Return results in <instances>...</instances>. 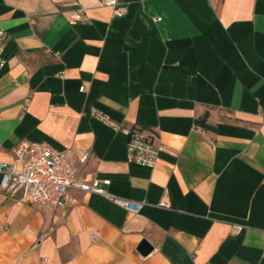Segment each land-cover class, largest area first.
<instances>
[{"label": "crops", "instance_id": "crops-1", "mask_svg": "<svg viewBox=\"0 0 264 264\" xmlns=\"http://www.w3.org/2000/svg\"><path fill=\"white\" fill-rule=\"evenodd\" d=\"M118 1L119 18L100 0H0V163L46 143L76 181L141 204L0 193V264H264V0ZM90 108L153 136L154 164L126 163L127 137Z\"/></svg>", "mask_w": 264, "mask_h": 264}, {"label": "built area", "instance_id": "built-area-1", "mask_svg": "<svg viewBox=\"0 0 264 264\" xmlns=\"http://www.w3.org/2000/svg\"><path fill=\"white\" fill-rule=\"evenodd\" d=\"M100 5L110 8L113 17L119 18L125 13L123 5L118 0H100ZM81 19L82 11L78 10L70 23ZM5 39V32L0 27V68L4 64L1 54ZM82 88L80 86L78 92H81ZM89 114L113 132H121L127 137L126 163L146 167L154 164L159 149L153 143V136L144 135L136 129L122 130L108 116L94 108H90ZM12 154L10 163H0V193L15 197L17 203L27 201L34 204L37 209L57 210L68 200L65 192L74 189L81 193L102 196L129 214H136L141 207V204L108 194L103 188L108 185L107 180L93 179L89 183L76 181L74 178L76 169L66 159L65 152L54 150L46 143L21 141L15 145ZM87 157L88 152H82L80 163H84ZM156 207L171 209L170 204L162 201L158 202ZM231 229L233 233H238L243 227L236 225Z\"/></svg>", "mask_w": 264, "mask_h": 264}, {"label": "water", "instance_id": "water-1", "mask_svg": "<svg viewBox=\"0 0 264 264\" xmlns=\"http://www.w3.org/2000/svg\"><path fill=\"white\" fill-rule=\"evenodd\" d=\"M151 249L152 246L145 239H141L136 246V251L142 256L146 255Z\"/></svg>", "mask_w": 264, "mask_h": 264}]
</instances>
